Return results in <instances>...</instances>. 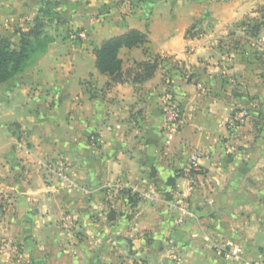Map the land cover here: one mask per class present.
<instances>
[{
  "label": "crops",
  "instance_id": "1",
  "mask_svg": "<svg viewBox=\"0 0 264 264\" xmlns=\"http://www.w3.org/2000/svg\"><path fill=\"white\" fill-rule=\"evenodd\" d=\"M254 2L62 0L66 38L0 83V264H240L213 246L226 239L242 243L249 259L264 254V131L250 118L229 121L244 96L232 89L217 43ZM40 6L0 0V36L18 43ZM200 17L212 26L188 38ZM133 28L150 42L121 50L125 81L109 84L95 48ZM79 29L88 41L67 37ZM156 58L154 76L136 82L137 63ZM169 97L182 112L176 124L166 119ZM194 152L202 165L189 195L197 217L179 224L174 205L188 194L184 169ZM56 154L78 186L44 173L39 159ZM8 238L19 255L2 251Z\"/></svg>",
  "mask_w": 264,
  "mask_h": 264
},
{
  "label": "rangeland",
  "instance_id": "2",
  "mask_svg": "<svg viewBox=\"0 0 264 264\" xmlns=\"http://www.w3.org/2000/svg\"><path fill=\"white\" fill-rule=\"evenodd\" d=\"M219 1L221 0H216V2ZM58 11H60L59 8ZM39 14L40 12L38 11L29 22L27 21L28 23L25 25L26 28L23 31H26L30 28L35 17ZM211 14V12L209 13V11H205L203 15L210 16ZM45 20L47 21L46 24H44L46 25L45 30L52 37H54L55 39L58 37L60 38V40L66 38V33L63 30L64 26H62L61 24L58 25L56 21H51L48 17H45ZM210 23L211 21L207 22L205 19H203V17H200V19L195 20V22L187 29L186 36L188 38L201 37L204 33L207 32V29L212 26L210 25ZM227 28V36L218 37L217 40H219L220 43L218 41L217 43L222 46L221 52L224 54V57L226 58L225 61H227L226 65L231 71L228 76L232 79V89H236V91H239V95L244 96L243 103L235 109L229 121L234 125H244L247 123V121H245L244 119L242 121H233V117L241 111H251V114H249L248 117L250 119L248 120L251 121V119H253L255 122L258 121V125L262 126L261 130L264 131V0H255V2L253 3V7L251 9L247 8L242 18H240V20L237 22H230L227 25ZM20 30H22V28ZM81 31L86 33V39L75 37L76 34L80 33ZM192 34H195V36H191ZM70 35L72 38L70 37ZM67 37H70L74 42L88 41V34L86 29L75 30L71 34H68ZM233 64H238L239 67H235ZM232 68H236V70H232ZM198 83L202 84V86L207 89V92L202 91ZM196 84L201 92L208 93V86L201 80L200 82L197 81ZM173 102L177 104L175 99H173ZM24 134V131L20 132V136L22 137L20 138L19 143L21 150H23L24 152V155L29 157L33 154V150L32 147H30L31 154H26L24 147L25 145L28 147L30 146V144L25 138L26 135ZM45 162L49 164V168L48 166H44ZM38 163L44 170V173L51 180H57L63 186L69 188L78 186V181H76L70 174V164L65 155H50L43 159H39ZM59 168H64L66 174L72 177L73 183L71 181H66L60 178V176L58 175ZM116 184L117 187L121 190L125 189L118 186L120 183ZM148 197L150 199L156 198L155 196L153 197V194H150ZM262 256H264V254Z\"/></svg>",
  "mask_w": 264,
  "mask_h": 264
},
{
  "label": "trees",
  "instance_id": "3",
  "mask_svg": "<svg viewBox=\"0 0 264 264\" xmlns=\"http://www.w3.org/2000/svg\"><path fill=\"white\" fill-rule=\"evenodd\" d=\"M41 2L40 14L35 17L30 28L26 31L19 30L18 43H15L8 36H0V83L24 72L30 62L44 53L55 40L45 30L46 25L44 24L47 22L45 17L51 21H56L58 25L65 26L66 18L58 11L62 0H41ZM191 36H195V34ZM148 42L149 37L146 32L133 28L106 39L99 47L95 48L96 66L101 73L110 76L109 84L125 81L124 62L120 57L121 50L123 48H136ZM159 66L158 58L138 62V70L134 72V80L143 82L152 78Z\"/></svg>",
  "mask_w": 264,
  "mask_h": 264
},
{
  "label": "built area",
  "instance_id": "4",
  "mask_svg": "<svg viewBox=\"0 0 264 264\" xmlns=\"http://www.w3.org/2000/svg\"><path fill=\"white\" fill-rule=\"evenodd\" d=\"M30 17H25V21H30ZM75 37L85 38L87 37L86 33L81 31L80 33H77ZM202 91L207 92V89L203 87L201 84H199ZM166 119L167 122L171 124H176L179 121L182 120V113L181 109L178 106V104L173 102V98L169 97L166 102ZM249 117V112L247 110L241 111L237 113L233 117V121H242L243 119H247ZM24 150L26 154H31L30 146L24 147ZM43 163V162H42ZM44 166H48V163H44ZM202 165L199 161L198 154L194 152L184 169V173L191 181V184L189 185L188 194H185L183 197L179 198L175 203V208L177 210V222L179 224H183L188 220L195 219L197 217L196 209L193 207L192 202L189 198V195L194 189L193 183H194V177L197 174L202 173ZM58 175L61 179L66 181H71L73 183V179L70 175L66 174V171H64V168L58 169ZM119 187L124 188V185L119 184ZM6 199L5 196L0 193V219L2 218L5 210H6ZM217 249L218 252H220L226 259L240 263V264H264V256L258 258V259H249L245 257V247L242 245V243H239L236 240L233 239H226L219 242H215L213 245ZM20 244L14 240V239H5L2 246V251L6 254H13V255H19L20 250ZM175 259H178L179 256L176 254L174 255Z\"/></svg>",
  "mask_w": 264,
  "mask_h": 264
}]
</instances>
